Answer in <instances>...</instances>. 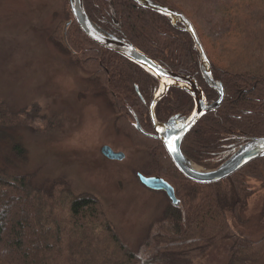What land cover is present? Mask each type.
<instances>
[{
  "label": "trees",
  "instance_id": "16d2710c",
  "mask_svg": "<svg viewBox=\"0 0 264 264\" xmlns=\"http://www.w3.org/2000/svg\"><path fill=\"white\" fill-rule=\"evenodd\" d=\"M84 1L97 26L134 44L163 67L196 77L209 104L219 99L202 74L193 38L180 26L174 27L168 16L133 0ZM154 1L193 23L213 65L215 80L226 89L222 106L206 115L183 144L184 154L193 163L215 170L241 146L264 137V9L248 3L243 6L244 0ZM241 8L244 16L238 18ZM66 30L62 43L71 63L87 75L99 95L107 97L116 128L147 151L144 175L167 180L180 206L169 200L162 216L150 225L142 247L135 250L116 230L97 196L75 193L72 184L63 179L49 189L38 188L32 175H14L0 167V264H195L222 240L233 244L227 264H258L264 258V233L252 240L240 231L254 222L257 227L264 224V201L253 221V215L246 217L255 195L248 178L261 182L264 191V158L218 184L188 180L163 143L146 137L136 127L138 116L143 129L153 133L149 107L159 89L158 79L93 42L74 18ZM194 106L192 97L172 88L157 106L156 115L165 122L190 114ZM36 117L0 101V142L12 138L8 134L14 129L36 135L54 132L63 120L60 115L44 118L46 124L39 131L32 126ZM14 151L26 159V152L18 146Z\"/></svg>",
  "mask_w": 264,
  "mask_h": 264
},
{
  "label": "rangeland",
  "instance_id": "374dc122",
  "mask_svg": "<svg viewBox=\"0 0 264 264\" xmlns=\"http://www.w3.org/2000/svg\"><path fill=\"white\" fill-rule=\"evenodd\" d=\"M247 3L264 9V0H244L243 6ZM244 12L241 8L237 17ZM73 18L69 0H0V101L37 115L32 126L39 131L46 124L44 118L63 116L60 127L48 134L14 129L8 134L12 138L0 142V167L10 174L32 175L38 188L49 189L63 179L75 193L97 196L116 230L136 250L150 225L168 208L169 199L164 192L141 185L138 174L144 175L147 151L135 146L127 132L117 130L107 97L97 94V87L63 49L62 39ZM17 146L26 159L14 151ZM106 146L125 159L104 157ZM248 183L255 195L246 217L253 215V221L264 191L258 180L248 178ZM230 221L239 235L231 216ZM240 232L256 240L263 235L264 224L257 227L254 222ZM232 250V242L222 240L195 264H227ZM258 264H264V258Z\"/></svg>",
  "mask_w": 264,
  "mask_h": 264
},
{
  "label": "water",
  "instance_id": "95a60500",
  "mask_svg": "<svg viewBox=\"0 0 264 264\" xmlns=\"http://www.w3.org/2000/svg\"><path fill=\"white\" fill-rule=\"evenodd\" d=\"M133 1L143 8L168 16L174 27L177 28L180 26L184 32L191 35L195 43V48L200 52L201 71L206 83L219 95V99L216 102L209 104L204 91L194 76L180 75L163 67L133 44L97 26L89 17L84 0H69L74 19L88 38L98 45L135 62L159 80L160 90L155 95L150 107L155 134H147L141 128L140 124H138V130L148 137L161 141L177 169L188 180L201 185L221 183L252 162L264 158V137L254 138L241 146L230 159L215 170H205L199 167L184 154L183 144L186 138L204 116L215 112L222 106L226 97V89L222 83L215 80L212 63L198 36L196 28L184 14L154 0ZM171 88H178L188 93L194 99L195 108L187 117L175 118L168 123L162 124L156 119L155 109L157 104L166 96ZM170 141H175L177 152L169 151L168 142ZM102 154L110 160L120 161L125 159L123 153H117L108 146L102 149ZM193 165H196L199 169L193 168ZM138 176L145 187L153 191L166 193L173 206H180L175 189L168 181L160 177H147L143 174H138Z\"/></svg>",
  "mask_w": 264,
  "mask_h": 264
},
{
  "label": "flooded vegetation",
  "instance_id": "af4514ba",
  "mask_svg": "<svg viewBox=\"0 0 264 264\" xmlns=\"http://www.w3.org/2000/svg\"><path fill=\"white\" fill-rule=\"evenodd\" d=\"M114 36H116V35H114ZM116 37H118V36H116ZM118 38H121V37H118ZM126 41V40H125ZM128 42V41H127ZM130 43V42H129ZM132 44V43H131ZM134 45V44H133ZM135 46V45H134ZM136 47V46H135ZM137 48V47H136ZM140 50V49H139ZM141 51V50H140ZM115 53V52H114ZM117 54V53H116ZM119 55V54H118ZM125 58V57H124ZM127 59V58H126ZM196 78V77H195ZM197 79V78H196ZM198 80V79H197ZM159 81V80H158ZM199 82V81H198ZM200 84V83H199ZM201 87V86H200ZM202 88V87H201ZM172 89V88H171ZM170 89V90H171ZM159 90H160V82H159V89H158V91L153 95V98H152V100H151V103H152V101H153V99H154V97H155V95L159 92ZM170 90H169V92H170ZM203 90V89H202ZM182 91V90H181ZM168 92V93H169ZM183 92H185V91H183ZM168 93L166 94V96L163 98V99H165L166 97H167V95H168ZM186 93V92H185ZM205 93V92H204ZM97 94H99V92L97 91ZM186 94H188V93H186ZM189 95V94H188ZM206 95V94H205ZM190 96V95H189ZM191 97V96H190ZM207 98V97H206ZM163 99L157 104V106L163 101ZM194 100V99H193ZM208 101V100H207ZM151 103H150V107H151ZM195 103V102H194ZM209 103V102H208ZM213 104V103H212ZM157 106H156V108H157ZM150 107H149V116H150V121H151V124H152V131H153V133H148V132H146L144 129H143V127H142V124H141V121H140V119H139V117L138 116H135V120H136V127H137V130H138V124H140V126H141V128L147 133V134H149V135H153V134H155V131H154V126H153V123H152V119H151V114H150ZM194 108H195V106H194ZM194 108H193V110H194ZM193 112V111H192ZM191 112V113H192ZM190 113V114H191ZM155 114H156V109H155ZM190 114H188V115H184V116H175V117H173V118H171V119H169L168 121H165V122H160L159 120H158V118H157V115H156V119H157V121L159 122V123H162V124H164V123H168L169 121H171L172 119H175V118H183V117H187V116H189ZM205 117V116H204ZM203 117V118H204ZM202 118V119H203ZM201 119V120H202ZM200 120V121H201ZM199 121V122H200ZM118 130V129H117ZM120 131H122V130H120ZM139 131V130H138ZM140 132V131H139ZM141 133V132H140ZM143 134V133H142ZM144 135V134H143ZM146 136V135H145ZM146 137H148V136H146ZM151 138V137H150ZM154 139V138H153ZM206 170V169H205ZM139 174H142V173H139ZM141 185H142V183H141Z\"/></svg>",
  "mask_w": 264,
  "mask_h": 264
},
{
  "label": "snow or ice",
  "instance_id": "6c2138e0",
  "mask_svg": "<svg viewBox=\"0 0 264 264\" xmlns=\"http://www.w3.org/2000/svg\"><path fill=\"white\" fill-rule=\"evenodd\" d=\"M168 147L170 152H177V148L175 146V141L168 142Z\"/></svg>",
  "mask_w": 264,
  "mask_h": 264
},
{
  "label": "bare ground",
  "instance_id": "6f19581e",
  "mask_svg": "<svg viewBox=\"0 0 264 264\" xmlns=\"http://www.w3.org/2000/svg\"><path fill=\"white\" fill-rule=\"evenodd\" d=\"M193 168H195V169H199L196 165H193Z\"/></svg>",
  "mask_w": 264,
  "mask_h": 264
}]
</instances>
